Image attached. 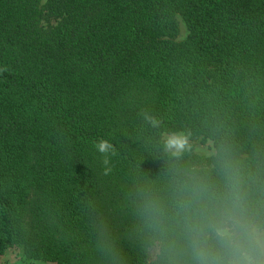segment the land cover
Segmentation results:
<instances>
[{
  "label": "trees",
  "instance_id": "obj_1",
  "mask_svg": "<svg viewBox=\"0 0 264 264\" xmlns=\"http://www.w3.org/2000/svg\"><path fill=\"white\" fill-rule=\"evenodd\" d=\"M41 2L0 0V258L264 264V0Z\"/></svg>",
  "mask_w": 264,
  "mask_h": 264
},
{
  "label": "rangeland",
  "instance_id": "obj_2",
  "mask_svg": "<svg viewBox=\"0 0 264 264\" xmlns=\"http://www.w3.org/2000/svg\"><path fill=\"white\" fill-rule=\"evenodd\" d=\"M46 1L47 0H42L41 4L44 5ZM178 20H179L180 32L176 40L182 41L186 39L188 35V30L183 19L179 17ZM47 24L48 23L46 21L42 22V25L44 26H47ZM163 140L170 147H173L181 142L189 141L187 135L184 134L183 132L165 134L163 136ZM189 142L192 144L196 154L199 155L200 157H203L205 159H211V157L215 155V148L211 140L200 137L195 140H191ZM253 235L255 241L257 242V244L260 246V248L264 253V232L262 230L254 228ZM0 264H52V263L26 260L21 250L17 248H12L8 250L5 253V255L0 258Z\"/></svg>",
  "mask_w": 264,
  "mask_h": 264
}]
</instances>
